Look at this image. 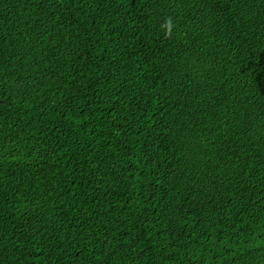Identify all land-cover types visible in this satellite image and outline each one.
I'll return each instance as SVG.
<instances>
[{"label": "trees", "instance_id": "obj_1", "mask_svg": "<svg viewBox=\"0 0 264 264\" xmlns=\"http://www.w3.org/2000/svg\"><path fill=\"white\" fill-rule=\"evenodd\" d=\"M0 264H264V0H0Z\"/></svg>", "mask_w": 264, "mask_h": 264}, {"label": "clouds", "instance_id": "obj_2", "mask_svg": "<svg viewBox=\"0 0 264 264\" xmlns=\"http://www.w3.org/2000/svg\"><path fill=\"white\" fill-rule=\"evenodd\" d=\"M168 27L170 28V27H171V25L169 24V25H168Z\"/></svg>", "mask_w": 264, "mask_h": 264}]
</instances>
